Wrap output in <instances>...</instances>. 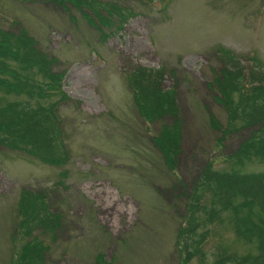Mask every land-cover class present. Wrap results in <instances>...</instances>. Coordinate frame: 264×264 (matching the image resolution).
Masks as SVG:
<instances>
[{
    "label": "rangeland",
    "instance_id": "rangeland-1",
    "mask_svg": "<svg viewBox=\"0 0 264 264\" xmlns=\"http://www.w3.org/2000/svg\"><path fill=\"white\" fill-rule=\"evenodd\" d=\"M125 2L137 15L123 30L100 32L83 12L94 14L70 1L0 0V27L24 26L55 56L70 95L59 109L69 149L64 166L0 145V264H13L21 248L25 188L49 190L65 215L56 241L39 234L48 264H96L102 254L106 264H214L223 252L252 251L228 220L209 226L200 250L185 249L180 236L200 171L208 163L228 167L227 156L249 134L226 137L211 124L214 116L225 126L227 112L209 83L219 49L242 61L254 55L264 66V0ZM139 65L165 69V86L176 88L184 124L175 169L153 141L164 121L150 122L136 103L128 74ZM247 169L262 171L264 163Z\"/></svg>",
    "mask_w": 264,
    "mask_h": 264
},
{
    "label": "trees",
    "instance_id": "trees-1",
    "mask_svg": "<svg viewBox=\"0 0 264 264\" xmlns=\"http://www.w3.org/2000/svg\"><path fill=\"white\" fill-rule=\"evenodd\" d=\"M59 1H70L81 11L87 7L94 15L83 12L84 17L100 32L105 27L123 30L137 15L125 0ZM131 1L145 6L154 0ZM218 53L220 67H211L214 77L209 84L227 112V122L222 126L213 116L211 124L226 137L243 130L249 134L227 156L228 167L216 169L208 163L200 171V179L188 195L181 243L185 249L191 245L200 250L209 226L228 220L237 239L253 248L242 255L223 252L214 264H264V170L247 169L252 163H264V66L254 55L242 61L230 50L219 49ZM57 63L24 26L17 30L0 27V145L64 166L69 149L59 109L70 96L64 89L66 71H57ZM164 70L139 65L128 78L143 116L150 122L164 121L153 141L167 165L175 169L182 152L184 121L175 86H165ZM18 210L23 239L13 264H48L49 248L39 234L56 241L64 229V213L54 209L49 190L29 188L22 189ZM186 251L190 259L192 252ZM96 264H106L103 254Z\"/></svg>",
    "mask_w": 264,
    "mask_h": 264
}]
</instances>
